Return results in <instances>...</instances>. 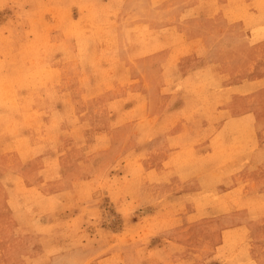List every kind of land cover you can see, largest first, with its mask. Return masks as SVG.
<instances>
[{
  "label": "rangeland",
  "instance_id": "rangeland-1",
  "mask_svg": "<svg viewBox=\"0 0 264 264\" xmlns=\"http://www.w3.org/2000/svg\"><path fill=\"white\" fill-rule=\"evenodd\" d=\"M0 264H264V0H0Z\"/></svg>",
  "mask_w": 264,
  "mask_h": 264
}]
</instances>
